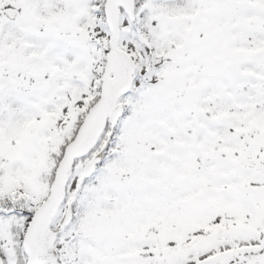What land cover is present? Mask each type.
<instances>
[{"label":"snow or ice","instance_id":"6c2138e0","mask_svg":"<svg viewBox=\"0 0 264 264\" xmlns=\"http://www.w3.org/2000/svg\"><path fill=\"white\" fill-rule=\"evenodd\" d=\"M0 264H264V0H0Z\"/></svg>","mask_w":264,"mask_h":264}]
</instances>
